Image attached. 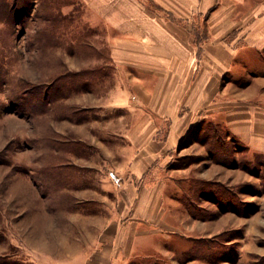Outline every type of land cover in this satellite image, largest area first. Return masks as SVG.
Listing matches in <instances>:
<instances>
[{"label": "rangeland", "instance_id": "obj_1", "mask_svg": "<svg viewBox=\"0 0 264 264\" xmlns=\"http://www.w3.org/2000/svg\"><path fill=\"white\" fill-rule=\"evenodd\" d=\"M92 17L84 0H0V264H264V152L222 124L206 134L207 119L170 151L151 218H124L137 72L111 62L109 28ZM263 68H240L233 85L260 87ZM79 198L95 224L55 210ZM41 203L54 206L48 219L18 217ZM110 217L101 254L91 240Z\"/></svg>", "mask_w": 264, "mask_h": 264}, {"label": "crops", "instance_id": "obj_2", "mask_svg": "<svg viewBox=\"0 0 264 264\" xmlns=\"http://www.w3.org/2000/svg\"><path fill=\"white\" fill-rule=\"evenodd\" d=\"M84 1L93 12L91 24L99 19L109 28L111 62L137 72L134 88L142 105L127 134L134 151L123 185L135 202L124 218L137 224L144 221L140 216L151 218L164 189L160 170L170 151L205 119L222 124L250 150L264 152V74L257 76L260 87L255 80L233 85L242 77L240 68L264 67V0ZM81 201L57 202L55 210L83 211L95 224L96 211ZM53 207L32 204L18 217L48 219ZM112 222L105 220L91 240L101 244V254L108 253L114 239ZM33 242L32 249L52 252L43 242L38 246V238ZM72 257L80 259L81 247Z\"/></svg>", "mask_w": 264, "mask_h": 264}, {"label": "trees", "instance_id": "obj_3", "mask_svg": "<svg viewBox=\"0 0 264 264\" xmlns=\"http://www.w3.org/2000/svg\"><path fill=\"white\" fill-rule=\"evenodd\" d=\"M218 125H219L218 123H216V125H213V124H211V122H208V123L206 124L205 133L208 131V132H210L212 135H215L216 137H218V136H219V132H218V129L216 128ZM214 126H216V127H214ZM206 134H207V133H206ZM232 138H233V137H232Z\"/></svg>", "mask_w": 264, "mask_h": 264}]
</instances>
